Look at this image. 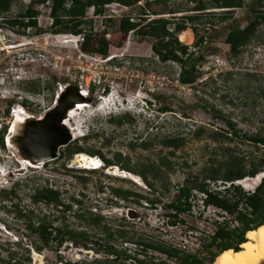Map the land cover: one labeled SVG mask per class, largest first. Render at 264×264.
<instances>
[{
	"label": "rangeland",
	"instance_id": "rangeland-1",
	"mask_svg": "<svg viewBox=\"0 0 264 264\" xmlns=\"http://www.w3.org/2000/svg\"><path fill=\"white\" fill-rule=\"evenodd\" d=\"M30 1L19 0L10 12L0 15V130L6 128V148L0 150V264L10 261V254L14 252L17 253L15 260L23 258L24 248L29 249L31 264H60V259L62 264L66 261L91 262L102 257L95 254L92 245L95 241V228L85 226L68 212L60 214L41 204L32 205L30 197L33 190L42 187L58 190L65 204H70L69 198L73 197L82 203L83 209L113 220L111 225H123L129 236H158L180 249L194 251L196 240L212 234L213 222L222 220L219 211L203 209L201 202L194 200L191 214L181 216L185 225L175 228L166 226L163 217L166 211L160 206L152 210L145 208L143 202L136 205L112 197L111 189L147 194L149 190L140 177L134 175L138 180L117 177L104 164L99 170L79 168L74 164L76 155L70 159L63 157L66 147L60 149L54 161L42 167L25 168L9 148L12 121L5 110L11 101L14 107L22 103L20 105L26 113L40 116L55 105L60 89L62 91L67 85L76 86L79 92L88 94V100L82 103L88 105L89 109L77 111L68 122L65 120L69 131H74L68 146L77 144L84 150L81 154L87 156H90V152H98L113 164H116L120 156V164L110 166L118 170H121V165L139 169L155 161L160 153H168L158 145L160 140L182 136L185 139L184 145L169 159L172 170L166 175L165 182L170 194L162 197V203H167L178 195L179 188L186 180L197 175L204 165L220 159L218 143L205 136L198 140L191 135L197 128L225 131L226 127L220 120L222 117L231 121L243 135L264 136V44H261L264 35L244 48L238 56L230 55L228 47L224 45L230 25L235 23L243 27L252 20L251 10L255 7V0H245V6L236 10L230 21L220 23L210 14L204 13L200 21L194 23V29L187 24V30L192 35L189 45L180 42L181 33L177 35L181 45L205 55V61L198 69L201 76L189 86H182L178 82L180 67L177 64H161L153 57L152 40L137 39L132 33L122 36L107 27V19L117 21L127 14L137 17L138 7L143 8V2L132 10L118 6L107 7L101 16L104 18H96L92 16L91 9L88 10L85 19L92 21L91 29L89 26L82 27L84 33L91 37L88 48L97 47L98 39L103 36L108 56L112 57L107 63L84 52L77 36L50 32L51 19L46 5L33 7L39 12L37 31L31 28L23 32L22 29L10 28L5 21L14 18L19 11H24ZM192 7L193 4L181 0L154 4L147 10L144 24L157 18L179 21L193 14L190 12ZM170 11L176 13L169 14ZM211 12L218 14L220 11ZM211 22L215 23L214 26L208 24ZM195 33L204 37L201 47L193 48ZM8 45H15V48L10 49ZM140 60L145 62L142 64ZM31 88H38V91L33 93L29 90ZM103 89L114 92L112 98L116 102L128 100L132 105V101L136 104V100L142 98L148 102L140 103L143 111L137 105L132 111H125L127 109L124 107V110L107 116L93 111ZM71 94L74 92H69V98H72ZM165 107L169 110L162 112ZM125 114L133 118L132 123L121 126L113 123ZM81 121L85 124H81ZM79 134L85 136L80 137ZM149 142L152 145L149 149L139 147L141 143ZM221 145L235 147L237 153L246 159L259 160L264 157L263 147L238 141ZM94 157L102 162L100 157ZM76 177H85L87 181L83 184ZM254 179L257 177L244 179L240 182L245 181L244 184L237 185L246 192H252ZM218 189H222V186ZM9 191L12 194L6 199L3 192ZM76 210L78 208L73 206L72 211ZM128 211L133 212L130 216L137 214V218L128 220ZM31 215H44L47 221L54 222L56 226L84 232L90 242L76 237L63 243L57 251L52 243L50 249L37 253L31 246V243L39 246L37 237L26 234L24 230ZM123 218L129 223L119 221ZM18 243H22L20 247Z\"/></svg>",
	"mask_w": 264,
	"mask_h": 264
},
{
	"label": "trees",
	"instance_id": "trees-1",
	"mask_svg": "<svg viewBox=\"0 0 264 264\" xmlns=\"http://www.w3.org/2000/svg\"><path fill=\"white\" fill-rule=\"evenodd\" d=\"M18 1L0 0V15L10 12L12 6ZM181 1L193 4L190 9L193 14L180 18L179 21L157 18L144 24L145 17L143 16L148 13L151 6L159 3L164 4L166 0H31L24 11H19L14 18L5 22L10 28L22 29L23 32L31 28L37 31L39 12L35 11L33 7L35 5H46L51 19L50 32L82 36L81 47L83 51L105 59L108 56V49L103 36L98 39L97 47L88 48L91 37L90 34H85L82 28L83 26H89L91 29L92 21L85 19L87 11L93 9L94 16L100 17L105 12L106 5L118 4L132 10L137 8L138 3L143 2V8L138 7L139 14H136L137 17L127 14L117 21L107 19L105 21L109 24L107 27L117 31L122 36L132 33L137 39L152 40L151 52L153 57L161 64L169 62L177 64L180 67L178 82L182 86H189L194 84L201 76L198 69L204 63L205 55L191 51L188 47L181 45L178 42L177 35L187 30V24L194 29V23L200 21L204 13L210 14L209 16L216 18V21L220 23L232 20L234 12L245 6V0ZM211 10L220 12L215 14ZM175 13L176 11H170L169 14ZM251 13L252 20L243 27L233 23L227 28L224 45L228 47L229 54L232 56H238L244 48L253 41L260 40L261 36L264 35V0H255V7L251 10ZM151 15L159 14L152 13ZM208 24L214 26L215 23ZM203 38V36H198L195 33L193 48L201 47ZM261 42V44H264L262 38ZM140 62L143 64L145 60H140ZM29 90L35 93L38 88ZM11 105H13V102L7 103L6 115H8ZM168 110L165 107L161 111L167 112ZM132 119L130 115L125 114L113 123L121 126L124 123H132ZM220 120L226 127L225 131H212L199 127L191 134L195 139L199 140L205 136L214 143H218L220 159L210 161L209 164L204 165L197 175L186 180L185 184L179 188L178 195L169 199L167 203H162V197L170 194L165 177L172 170L170 157L184 145L185 139L180 135L165 137L159 141L158 145L161 146V149H166L168 153L165 155L160 153L155 161L142 165L139 169L121 165V170L142 179L149 190L147 194L111 189V195L115 199L136 205L143 202L145 208L152 210L160 206L166 211L163 216L165 225L171 228L185 225L181 216L191 214L195 204L193 203L194 200H199L203 209L213 208L219 211L222 220L213 222L214 230L212 234L203 235L196 240L197 244L194 251L189 252L180 249L158 236L144 234L129 236L126 227L111 225L110 223L113 220L105 219L88 209H83L81 207L82 203L73 197L69 198L70 204H65L62 202V194L58 190L48 187L37 188L33 190L30 197L32 205L41 204L45 208L50 207L60 214L68 212L85 226L95 228L96 233L93 234L95 241L92 245L95 247V254L102 257L91 262L73 263L66 261L63 264H214L225 252L229 250L238 252L240 245L246 242L247 233L264 226V177L260 179L259 184L252 192H246L234 183L247 178L252 179L264 173V157L259 160L246 159V157L237 153L235 147H223L221 144L238 141L264 148V136L248 137L237 131L231 121L222 117H220ZM5 129L0 130L1 151L6 148L4 144ZM151 146L150 142L139 145L142 149H149ZM81 153H84V150L75 144L73 147L67 146L64 149L63 157L70 159L73 155ZM88 155L90 157H100L105 167L120 164V156L116 160V164H113L112 161L105 160L98 152H90ZM75 179L83 184L87 181L85 177H76ZM218 183L222 186V189H218L220 187H217ZM3 194L7 199L12 191L3 192ZM73 206H76L78 210L72 211ZM31 216L25 223L24 230L26 234L37 237L39 246L31 243L37 253L50 249L52 243L55 244V251H57L63 243L76 237H81L86 242H90L89 236L84 232L72 231L62 225L56 226L54 222L47 221L44 215L41 217ZM119 221L129 223L125 218ZM20 244L22 243H18L17 246L20 247ZM23 252H25V256L16 260L17 253H11L10 261H3V264H12L11 262H14L13 264H31L29 249L24 248ZM59 262L62 264L61 259Z\"/></svg>",
	"mask_w": 264,
	"mask_h": 264
},
{
	"label": "water",
	"instance_id": "water-1",
	"mask_svg": "<svg viewBox=\"0 0 264 264\" xmlns=\"http://www.w3.org/2000/svg\"><path fill=\"white\" fill-rule=\"evenodd\" d=\"M70 91L75 92L76 96L73 100L68 96ZM86 100L88 98L83 97L76 86L67 85L59 92L55 105L50 110L40 116L31 113L19 116L17 128L9 141V148L14 156L32 167H42L57 159L60 149L67 147L71 141L63 123L67 120L70 112L77 107V103L86 102ZM63 133L66 136L62 137ZM94 159L96 164L99 162L100 166L103 165L98 158L94 157ZM96 166L93 164L91 167L95 168ZM109 171L117 177L138 180L133 174L118 170L116 167H109ZM132 213V211L127 213L129 220L137 218V214L130 216Z\"/></svg>",
	"mask_w": 264,
	"mask_h": 264
},
{
	"label": "bare ground",
	"instance_id": "bare-ground-1",
	"mask_svg": "<svg viewBox=\"0 0 264 264\" xmlns=\"http://www.w3.org/2000/svg\"><path fill=\"white\" fill-rule=\"evenodd\" d=\"M179 40H180V42H182L186 45H189L192 42V35L188 30H186L179 35ZM60 91H61V89L59 90V92ZM81 95L83 96L86 94H81ZM70 96H72L71 100H73L76 96L75 92H74V94H71ZM87 97H85V98H87ZM77 106L78 107H76L75 109H73V111L70 112V114H73V115L69 114V116L66 120L67 122H68V120H70L71 117L75 116V114L78 110L81 111L82 110L81 108L84 109V108L88 107V105H86L85 103H82V102L77 103ZM19 119H20V117L17 116L15 118V120L12 122V127L10 129L12 132L11 133L12 135L15 133ZM66 121L63 123L64 124L63 126L67 130L69 137L72 139L74 131H72V132L69 131V129L67 128V122ZM64 136H66L65 133L62 134V137H64ZM21 163L23 164V166H25V168L31 167L25 162L21 161ZM74 164L77 165L79 168H83V169L89 168L87 170H99L101 168L99 162L96 164L94 158L87 156L85 154L76 155L75 160H74ZM93 164L95 166L96 165L97 166L95 168L91 167ZM33 167H36V166H33ZM263 177H264V174L263 175L261 174V176H259V175L257 176V179H254V186L255 187L259 184L260 179ZM124 178H126V177H124ZM244 183H245V181L240 183V184H244ZM239 249L240 250L238 252H234L232 250L225 252L214 262V264H264V226L258 228L257 230H254V231L247 233L246 242L243 243L242 245H240Z\"/></svg>",
	"mask_w": 264,
	"mask_h": 264
},
{
	"label": "clouds",
	"instance_id": "clouds-1",
	"mask_svg": "<svg viewBox=\"0 0 264 264\" xmlns=\"http://www.w3.org/2000/svg\"><path fill=\"white\" fill-rule=\"evenodd\" d=\"M104 90H106V89H103L101 95L98 96V101H97L96 106L94 107L93 111H96L97 113L106 114L107 116H112L115 112H117L119 110H124V107H126V109H127L125 111H128V110L132 111L133 110L132 108L134 106H137V105H138L137 108L142 109V111H143V108L141 107L142 105L140 103L148 102L147 99H145V98H142L140 101L135 99L136 104L134 101H132V105H131V102L128 100L116 102V101H114V98H112V97H114V94H113L114 92H112L111 90H106V91H104ZM81 94H83V93H81ZM87 96H88V94L83 95V97H87ZM81 109H82L81 111H79V110L78 111L82 112V111H85L86 109H89V108L87 107V108H84V109L81 108ZM82 123L85 124L84 121H81V124ZM81 132L82 131H80L79 133H81ZM79 135H80V137L85 136L84 134H79Z\"/></svg>",
	"mask_w": 264,
	"mask_h": 264
},
{
	"label": "built area",
	"instance_id": "built-area-1",
	"mask_svg": "<svg viewBox=\"0 0 264 264\" xmlns=\"http://www.w3.org/2000/svg\"><path fill=\"white\" fill-rule=\"evenodd\" d=\"M69 5V3L67 4V6ZM114 6H118V7H122V6H120V5H118V4H110V5H106L105 6V8H107V7H114ZM122 8H124V9H127V8H125V7H122ZM88 12V11H87ZM91 13H92V16H94V12H93V9H91ZM87 14V13H86ZM103 16V15H102ZM86 17V16H85ZM96 17V16H95ZM96 18H98V17H96ZM99 18H104V17H99ZM78 38H79V41L80 42H83V37L82 36H77ZM9 46V45H8ZM9 48L10 49H13V48H15V45H10L9 46ZM99 60H103L104 62H110L111 60H112V57H111V55L110 56H107L105 59H99ZM97 85H99V84H97ZM81 93H83V94H85L84 92H81ZM21 102V101H20ZM20 104H22V103H18L17 105H15V107L12 105L11 107H10V109H9V113H8V118L9 119H11V121L13 122L14 120H15V118L17 117V116H24L25 114H26V111L24 110V108L20 105ZM11 129V128H10ZM262 174H264V173H262ZM240 182H235L234 184H239ZM227 186H229V184H227Z\"/></svg>",
	"mask_w": 264,
	"mask_h": 264
},
{
	"label": "flooded vegetation",
	"instance_id": "flooded-vegetation-1",
	"mask_svg": "<svg viewBox=\"0 0 264 264\" xmlns=\"http://www.w3.org/2000/svg\"><path fill=\"white\" fill-rule=\"evenodd\" d=\"M143 17H145V18H146V15H145V16H143Z\"/></svg>",
	"mask_w": 264,
	"mask_h": 264
}]
</instances>
